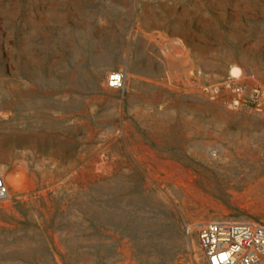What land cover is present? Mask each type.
Here are the masks:
<instances>
[{"label":"rangeland","instance_id":"rangeland-1","mask_svg":"<svg viewBox=\"0 0 264 264\" xmlns=\"http://www.w3.org/2000/svg\"><path fill=\"white\" fill-rule=\"evenodd\" d=\"M232 75L264 84V0H0V226L206 264L200 223L264 224V112L204 91Z\"/></svg>","mask_w":264,"mask_h":264},{"label":"built area","instance_id":"built-area-1","mask_svg":"<svg viewBox=\"0 0 264 264\" xmlns=\"http://www.w3.org/2000/svg\"><path fill=\"white\" fill-rule=\"evenodd\" d=\"M122 72H111L107 84L120 88ZM238 76H230L221 82L204 87L205 95L218 99L227 107L247 106L264 112V84L250 90L239 82ZM229 92V96L224 97ZM8 196V189L0 177V202ZM188 230V228H187ZM197 241L206 264H264V224L254 220H211L198 225Z\"/></svg>","mask_w":264,"mask_h":264},{"label":"trees","instance_id":"trees-1","mask_svg":"<svg viewBox=\"0 0 264 264\" xmlns=\"http://www.w3.org/2000/svg\"><path fill=\"white\" fill-rule=\"evenodd\" d=\"M48 217V218H47ZM55 214L43 216L39 222L10 230L0 226V264H108L109 258L96 242L106 238L95 226L75 228L73 241L69 243L68 230L62 224H54ZM87 229V230H86ZM54 230L63 231L62 249L52 237ZM105 236V237H103ZM106 246V245H105Z\"/></svg>","mask_w":264,"mask_h":264}]
</instances>
